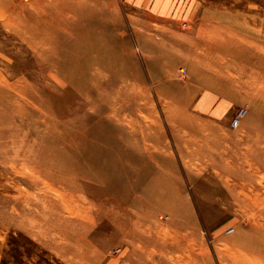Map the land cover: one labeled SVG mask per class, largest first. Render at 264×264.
Returning a JSON list of instances; mask_svg holds the SVG:
<instances>
[{"label": "rangeland", "instance_id": "rangeland-1", "mask_svg": "<svg viewBox=\"0 0 264 264\" xmlns=\"http://www.w3.org/2000/svg\"><path fill=\"white\" fill-rule=\"evenodd\" d=\"M149 1L0 0V264H237L225 250L247 213L206 206L214 195L224 207V186L264 197V101L252 85L264 69V0ZM216 71L235 87L220 88ZM58 168L75 170L78 188L55 181ZM58 185L92 200L93 224L69 216L90 224L86 235L44 237L30 224ZM176 195L189 214L169 206Z\"/></svg>", "mask_w": 264, "mask_h": 264}, {"label": "bare ground", "instance_id": "bare-ground-1", "mask_svg": "<svg viewBox=\"0 0 264 264\" xmlns=\"http://www.w3.org/2000/svg\"><path fill=\"white\" fill-rule=\"evenodd\" d=\"M175 33V32H174ZM43 35H41L40 36V38L41 39H43V37H42ZM174 38V37H173ZM42 41V40H41ZM162 44V43H161ZM176 44V43H175ZM189 44V43H188ZM173 45V44H172ZM171 45V46H172ZM178 45V44H177ZM258 47V46H257ZM175 48V47H174ZM183 48V47H182ZM260 48H263V47H260ZM180 50V49H179ZM262 50V49H261ZM264 50V49H263ZM189 51V50H188ZM264 52V51H263ZM53 54V56H54V53H52ZM253 55V54H252ZM262 56V55H261ZM255 57V56H254ZM57 59V57L55 56V57H50L48 60H47V67H51V68H55V60ZM258 59H259V57H258ZM68 60L72 63L73 62V60H74V58H68ZM66 61H67V59H66ZM258 62V61H257ZM210 65V64H209ZM89 66H90V69H92V68H96L95 70H96V73L97 74H99V72H101L100 71V68H99V66L98 67H96L97 65L96 64H89ZM124 69V68H123ZM262 66H261V64H260V69H259V74H258V80H259V82H258V84H257V82H256V80H254V82L252 83V85H254V87H255V92L256 93H260V94H257V95H255L256 97H260L261 98V100L263 99V101H264V69H263V71H262ZM74 71H75V68L73 67V66H68V67H63L62 68V70L60 71L61 72V75L62 76H65V77H69V76H71V75H73V73H74ZM216 73L218 74L217 75V80L219 81V85L221 84L222 86L220 87V88H222V87H224V89H228L229 90V88H231V89H233L234 87H235V85H236V82L234 81V79L232 78V76H229L228 74H224V73H221L220 71H216ZM3 75V74H2ZM11 75V74H10ZM4 76V75H3ZM3 76H2V78H3ZM5 77V76H4ZM0 78H1V72H0ZM1 78V79H2ZM6 81V80H5ZM23 81V80H22ZM121 81H122V79H121ZM20 82V81H19ZM95 82V81H94ZM215 82H216V80H215ZM207 83V82H206ZM5 84V83H4ZM19 84H21V83H19ZM208 84V83H207ZM8 85H9V87H10V89L11 90H13V89H16V88H14L11 84H9L8 83ZM15 85H16V83H15ZM22 85V84H21ZM19 86V85H18ZM219 87V86H218ZM215 88H216V86H215ZM213 89V88H212ZM214 90V89H213ZM13 91H16V90H13ZM218 93L220 94V92L218 91ZM8 93H6V96H5V93L2 91V93H0V98H2L3 99V97H4V99H7L8 100V98H5V97H7L8 95H7ZM222 94V93H221ZM12 95V94H11ZM223 96H225L224 94H223ZM213 97V96H212ZM192 99V101H189L188 100V102H186L185 103V105L183 106V109L184 110H191L192 109V107L194 106V96L192 97L191 96V98H190V100ZM211 99H213V98H211ZM175 102V101H174ZM173 104V103H172ZM176 105V104H175ZM175 105H173V107H176ZM177 108V107H176ZM111 111H110V113L111 114H113L114 116L115 115H117V111H116V108L114 107V106H111ZM178 109V108H177ZM43 112V108L42 107H40V106H38L37 107V113H42ZM174 115V114H173ZM70 121V120H69ZM69 121H68V123H69ZM239 122H240V120L238 121V120H236V124L237 125H239ZM50 124V123H49ZM59 123H57V124H53V126H52V129H51V133L53 134V133H55L58 129H57V125H58ZM67 124V123H66ZM59 126H61V125H59ZM61 129V128H60ZM69 129V128H68ZM68 129H67V131H68ZM64 131H65V128L63 129ZM59 131V130H58ZM63 131V132H64ZM66 132V131H65ZM64 132V133H65ZM67 133V132H66ZM59 134V133H58ZM69 134L71 135V134H73V133H71L70 131H69ZM68 135V134H67ZM74 135V134H73ZM75 136V135H74ZM74 136H72V137H74ZM76 137H77V135H76ZM148 136L146 135V134H144V138H147ZM263 137H261V136H259V135H257L256 137H255V142H256V145H258V150H260L259 149V147L260 146H262V145H260L261 143L260 142H263L264 141V138L262 139ZM63 139V138H62ZM75 140V139H74ZM73 143V142H72ZM78 144V143H77ZM264 148V147H263ZM148 149V148H147ZM150 150V149H149ZM263 151H264V149H263ZM34 159V158H33ZM222 160H221V162H220V165H221V169H226V170H224L223 172H224V174L228 171V163H229V161H227V160H224L223 158H221ZM25 162H26V159H25ZM24 162V163H25ZM14 163V162H13ZM12 164V163H11ZM28 164V163H27ZM250 164V163H249ZM12 165H14V164H12ZM17 165V164H16ZM23 165H25V164H23ZM29 165V164H28ZM27 165V166H28ZM263 165H264V163H263ZM22 166V165H21ZM18 167V166H17ZM24 167V166H23ZM20 168H22V167H20ZM264 169V166H262V165H258V168H257V170H261V169ZM24 169V168H23ZM50 169H55V168H50ZM53 172H56L57 174H56V176H55V181H57V179H58V181L59 182H70V183H74V184H72V186L75 188V186H77L76 185V175H78L77 174V172L75 171V170H72V171H70L71 173L70 174H68V171H66V170H64V169H61V168H58V169H56V170H53ZM42 173L44 174V172L42 171ZM216 173H217V175L219 176V175H222V172H220V171H216ZM243 175V176H242ZM263 175H264V172H263ZM39 176V175H38ZM240 176H242V178H243V180H246L247 181V183H251L252 182V176L251 175H249V174H240ZM238 177H239V175H238ZM264 177V176H263ZM262 177V178H263ZM49 178V177H48ZM166 178H170V174L169 175H167L166 176ZM225 178L227 179V181L231 184V181H232V178L230 177V175H225ZM241 178V177H240ZM262 178H260L259 180H258V182H259V184H261L260 186H262L263 184H262ZM43 179V177L41 178V180ZM47 179V178H46ZM50 179V178H49ZM53 179V180H54ZM38 180H40V179H38ZM45 180V179H44ZM43 180V181H44ZM52 180V181H53ZM48 181V180H47ZM51 182V179H50V181L47 183L48 185H52L51 186V188H53L54 187V184H56V182ZM57 181V182H58ZM38 182V181H37ZM164 182V181H163ZM264 182V181H263ZM165 183H166V185L169 183V185H171L170 184V181H165ZM37 186H39V185H37ZM45 186H47V185H45ZM58 187H59V185H58ZM47 188H48V186H47ZM55 188V187H54ZM53 188V189H54ZM57 188V187H56ZM77 188H78V186H77ZM161 188V187H160ZM169 188H171V186H168V188L167 189H169ZM224 188H227L229 191H230V193H231V196H232V198H228V197H225L222 201H223V203L222 204H224V207L221 209L220 207H216L215 206V201L217 200V202L218 203H220L221 201H218V199H214V200H212L213 198H215V196L214 195H209V199H211L210 201H207V206H206V210H207V214H209L210 213V211H209V209H211V212H213V210H216V213H218V214H220V213H223V212H228L230 209H231V206L233 207V206H235L236 208H237V206H238V208H241L242 210H243V213L245 214V213H247V214H245V217H244V220H246L247 221V223L249 224V226L247 227V228H240L239 229V232H238V234H236L234 237H232V243H233V245L232 246H234V247H232V246H230V245H228L227 246V250H225V253L227 254V253H234L235 255L234 256H238V257H240L241 259H239V261H238V259L236 258V257H234L233 256V259H234V261H236L237 262V264H264V197H262V195H261V193H254V192H252V191H246L245 189H244V187H242V190L239 192L238 191V193L237 194H235V192H234V188H232V187H229V186H224ZM42 189V188H41ZM43 189H45L44 187H43ZM70 189V188H69ZM167 189H165V190H167ZM56 190V189H55ZM58 195H59V199H57V198H55L54 199V197H47V199L45 198V200L46 201H41L40 203H42L41 204V210H40V218L39 219H37L36 221L35 220H32L31 221V223L30 224H33V225H37V226H39V233H41V235L42 236H44V237H47V236H50L49 234L50 233H52V232H55V231H66L65 233H66V236H68V234L70 235V234H72V233H75V231L76 232H78L79 230H82L83 231V233H85V235H86V232L87 231H89L90 230V224L92 223L93 224V222L94 221H96L95 220V215L93 216V214H91V212H90V208H92V206H91V202H92V200H89V201H87L86 200V198H85V196H83L82 194H80V193H77V192H69L68 190H67V188L64 190H62V188L61 187H59L58 189ZM162 190H163V188H161V190H159V191H161L162 192ZM250 190H253V188H251L250 187ZM168 192V191H167ZM166 192V193H167ZM158 193V192H157ZM225 193H227L228 195H229V192H225ZM240 193V194H239ZM37 194H39V193H37ZM87 193H85V195H86ZM34 195V194H33ZM40 195V194H39ZM49 195V194H48ZM35 196V195H34ZM50 196V195H49ZM77 196V197H76ZM87 196V195H86ZM89 196V195H88ZM91 196V195H90ZM38 197V196H37ZM37 197H35L36 199H37ZM74 197H76L77 199H75ZM42 199V198H41ZM95 199V198H94ZM34 200V199H33ZM76 200V201H75ZM220 200V199H219ZM35 201V200H34ZM33 201V202H34ZM37 201V200H36ZM91 201V202H90ZM76 202H79V204L78 203H76ZM85 202H88V204H89V206L88 207H86L85 205H84V203ZM209 202H210V204H209ZM34 203H36V202H34ZM40 203L38 204V205H40ZM93 203V202H92ZM181 203H183L182 204V206H184L186 209H185V211H184V213L185 214H189L191 211H190V208H189V205H188V203H186V201L184 200V198H182L181 197V199H180V197L178 196V195H176V197H175V202H169V206H170V204H173V205H177V207L181 204ZM206 203V202H205ZM30 204V203H29ZM222 204H219L220 206L222 205ZM37 205V206H38ZM166 205H168L167 203L166 204H159V205H156L155 207H156V209L157 210H153V213L154 214H156V213H158L159 211H161V210H164L166 207ZM209 205V206H208ZM210 205H211V207H210ZM237 205V206H236ZM30 206V205H29ZM36 206V205H35ZM36 206V207H37ZM249 207L250 208V211L248 210L247 212H246V208L245 207ZM31 207V206H30ZM90 207V208H89ZM35 208V207H34ZM88 208H89V210H88ZM209 208V209H208ZM28 209H33L32 207L31 208H28ZM248 209V208H247ZM36 210V209H35ZM39 210V209H38ZM92 210V209H91ZM97 210V209H96ZM113 212V211H112ZM38 213V212H37ZM66 213H68V214H66ZM178 213V212H177ZM24 214V213H23ZM22 214V215H23ZM121 214V213H120ZM234 214V213H233ZM72 215H76L77 217H80V219L81 220H85L86 222L88 221L90 224H88V223H80V222H73L72 223V221L74 220V218H70L69 216H72ZM117 215H119L118 213H117ZM130 215H131V213H130ZM29 217L31 216L30 214L28 215ZM120 216V215H119ZM126 216V215H125ZM128 216V215H127ZM126 216V217H127ZM28 217V218H29ZM37 217V216H36ZM75 217V216H74ZM114 217V215L112 216V218ZM122 217V216H121ZM30 218H33V216H31ZM29 218V220H31ZM120 218V217H119ZM33 219H35V217L33 218ZM116 219V218H115ZM24 220V219H23ZM26 221V220H25ZM112 222V221H111ZM28 223V222H27ZM130 223V222H129ZM133 223V222H132ZM220 223V222H219ZM29 224V225H30ZM128 224V223H127ZM24 225V224H23ZM126 225V224H125ZM31 226V225H30ZM162 226V225H161ZM160 226V224L159 225H154V229H156L157 230V228L158 229H161L162 227ZM173 226V225H172ZM220 226V225H219ZM31 227H33V226H31ZM150 227V226H149ZM166 227V226H165ZM171 227V226H170ZM151 228V227H150ZM195 229H196V226L194 227ZM34 229H36V227L34 228ZM38 229V228H37ZM36 229V230H37ZM130 229V228H129ZM153 229V230H154ZM164 228H162V230H163ZM152 230V229H151ZM218 231H220L219 229H217ZM164 231V230H163ZM162 231V232H163ZM151 232V231H150ZM128 233V232H127ZM166 233V232H165ZM168 233V232H167ZM181 233V232H180ZM53 234H55V233H53ZM76 234H78V233H76ZM154 234V233H153ZM40 236V235H39ZM84 236V235H83ZM159 236H160V234H159ZM174 236V235H173ZM178 236V235H177ZM190 236V235H189ZM51 237V236H50ZM126 237H128L127 235H126ZM176 237V236H175ZM181 237V236H180ZM169 238V237H168ZM173 237H171V239H172ZM64 239H68V237L67 238H64ZM129 239V238H128ZM177 239V238H176ZM165 240V239H164ZM169 240H170V238H169ZM173 240H175V239H173ZM70 241V240H69ZM167 241H168V239H167ZM178 241V240H177ZM186 241V240H185ZM184 241V242H185ZM173 242V241H172ZM73 243V242H72ZM75 243V242H74ZM147 243V242H146ZM161 243H164V241L163 242H161ZM175 243V242H174ZM173 243V244H174ZM182 243V242H181ZM188 243V242H187ZM177 244H179V243H177ZM127 245V244H126ZM150 245V244H149ZM196 245V244H195ZM203 246V245H202ZM79 247H80V245H79ZM83 248V247H82ZM156 248V247H155ZM154 248V249H155ZM230 248H232V249H230ZM76 249H78V247H76ZM80 250H81V247L79 248ZM142 249H144V248H142ZM196 249V248H195ZM129 250V249H128ZM158 250V249H157ZM190 250V249H189ZM198 250V249H197ZM163 251V250H162ZM81 252H82V254H84L85 255V253H87V251H82L81 250ZM202 252V251H201ZM73 253V252H72ZM75 253V252H74ZM151 254V253H150ZM149 254V255H150ZM192 255V254H191ZM79 256H81V255H79ZM86 256V255H85ZM84 256V257H85ZM124 257V256H123ZM180 257V256H179ZM182 257V256H181ZM188 257H190V256H188ZM194 257V256H193ZM80 258V257H79ZM190 258H192V256L190 257ZM197 258V257H196ZM139 259V258H138ZM142 259V258H141ZM152 259V258H151ZM174 259H175V257H174ZM181 259H183V258H181ZM186 259H188V258H186ZM193 259V258H192ZM198 259V258H197ZM200 259V258H199ZM178 260H179V258H178ZM195 260V259H194ZM181 261V260H180ZM184 261V260H183ZM198 261V260H197ZM143 262V261H142ZM141 262V263H142ZM159 262V261H158ZM189 262H190V260H189ZM192 262V261H191ZM195 262H196V260H195ZM181 263H183V262H181ZM200 263H201V261H200ZM152 264V263H151ZM189 264V263H188Z\"/></svg>", "mask_w": 264, "mask_h": 264}, {"label": "built area", "instance_id": "built-area-1", "mask_svg": "<svg viewBox=\"0 0 264 264\" xmlns=\"http://www.w3.org/2000/svg\"><path fill=\"white\" fill-rule=\"evenodd\" d=\"M245 111H246L245 109H241V110H240V112H239V114H238L239 116H238V119H237L238 121L240 120V117L243 116V115L245 114Z\"/></svg>", "mask_w": 264, "mask_h": 264}, {"label": "crops", "instance_id": "crops-1", "mask_svg": "<svg viewBox=\"0 0 264 264\" xmlns=\"http://www.w3.org/2000/svg\"><path fill=\"white\" fill-rule=\"evenodd\" d=\"M143 2H147V3H149L150 1L149 0H142ZM133 2H134V0H133ZM157 12V11H156ZM203 100V99H202ZM204 101V100H203Z\"/></svg>", "mask_w": 264, "mask_h": 264}]
</instances>
